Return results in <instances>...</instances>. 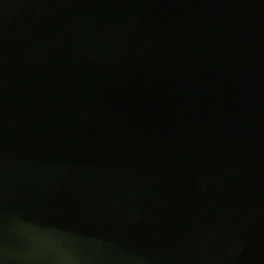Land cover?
<instances>
[{"label": "water", "instance_id": "water-1", "mask_svg": "<svg viewBox=\"0 0 264 264\" xmlns=\"http://www.w3.org/2000/svg\"><path fill=\"white\" fill-rule=\"evenodd\" d=\"M0 264H264V0H0Z\"/></svg>", "mask_w": 264, "mask_h": 264}]
</instances>
